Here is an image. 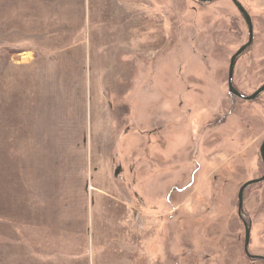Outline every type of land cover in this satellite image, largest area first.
<instances>
[{"label": "rangeland", "instance_id": "rangeland-1", "mask_svg": "<svg viewBox=\"0 0 264 264\" xmlns=\"http://www.w3.org/2000/svg\"><path fill=\"white\" fill-rule=\"evenodd\" d=\"M50 1L0 0L10 15L2 19L8 25L0 24V43L9 48L0 50V123L2 106L20 93L25 124L28 96L53 89L50 112L57 123H71L70 151L87 170L85 191H72L85 202L75 215L85 235L80 250L87 251L74 258L57 248L54 260L5 255L0 264H263L245 255L238 193L264 174V91L254 100L229 92L230 59L249 38L233 2ZM240 1L252 17L254 41L238 58L233 82L249 96L264 84V0ZM14 3L18 13L10 10ZM33 4L43 7L35 10L40 15L54 12L37 35ZM21 15L24 21L15 20ZM79 18L84 33L74 26ZM16 47L25 51L10 52ZM19 124L14 117L15 135ZM0 138L1 181L15 174L19 150L6 141L4 126ZM119 162L129 199L112 178ZM17 202L30 199L24 194ZM244 212L249 251L264 255V180L245 190ZM139 225L147 227L144 236Z\"/></svg>", "mask_w": 264, "mask_h": 264}, {"label": "crops", "instance_id": "crops-1", "mask_svg": "<svg viewBox=\"0 0 264 264\" xmlns=\"http://www.w3.org/2000/svg\"><path fill=\"white\" fill-rule=\"evenodd\" d=\"M47 2L52 4L50 0ZM17 5V3L12 4L10 10L18 13ZM37 7L35 4L31 6V14H35L32 32L36 35L40 29H43L41 31L43 32L48 28L52 20L50 15L54 13L48 9L46 13L40 15V11L35 10L43 7ZM8 16L10 15L0 8V24L8 25L7 22L2 21L3 18L9 20ZM15 20L24 21V17L21 15ZM22 26V24L19 27L15 25L18 28ZM1 49L9 48L0 43ZM23 51L25 49L22 48L21 51L12 53L18 54ZM30 51L26 50L27 53ZM50 60L56 63L57 60L59 61L55 58ZM85 76L86 79L83 80L84 73L81 71L79 82L83 80V85L87 83L86 73ZM46 82L54 84L55 78L48 75ZM40 83H45L44 78L40 80ZM81 89L83 92L84 88ZM20 90L23 89L20 87ZM52 92L53 89H49L42 93V96L38 92L34 97L28 96L29 110L25 124L23 122L24 112L21 111L25 105L23 93L13 99L14 104L8 103L9 105L2 106L1 114L4 119L0 126H4V137L7 142L16 141L19 150V157L14 167L15 174L0 181V195H3L2 191H12L8 199L4 198L2 201L0 198V212L5 214H0V258L2 260L5 255L11 256L15 261L25 258L54 260L57 248H60V253L82 258L87 251V246L84 253L80 250L85 235L78 227L75 215L77 207H81L85 202L82 195L73 196L72 194V191H85L87 170H82L81 156L70 151L71 123H66V125L61 122L57 123L55 116L50 112V107L54 104V98H51ZM41 100L44 102L42 103ZM80 106L81 99L77 106L78 109ZM60 107L64 108L65 103L62 102ZM9 109H15V111L9 112ZM14 117L16 121L18 117L20 118V124L15 128L16 133L19 132L17 135L11 132ZM0 145H5L2 138H0ZM13 146L14 144H9L8 147ZM40 182L43 183L39 184ZM24 194L28 195L30 202H17V197L23 198ZM99 204L98 211L102 214L103 203ZM132 225L135 229V225ZM138 228L144 236L147 227L139 225ZM127 233L128 238L133 237L129 232Z\"/></svg>", "mask_w": 264, "mask_h": 264}, {"label": "water", "instance_id": "water-1", "mask_svg": "<svg viewBox=\"0 0 264 264\" xmlns=\"http://www.w3.org/2000/svg\"><path fill=\"white\" fill-rule=\"evenodd\" d=\"M203 3H209L213 2L215 0H198ZM235 7L238 9L240 15L243 17L247 28H248V41L243 44L231 57L230 63H229V70H228V85H229V92L233 95H236L240 98H243L245 100H254L256 99L263 91H264V84H262L253 94L246 96L242 94L235 86L233 82V76H234V70L235 66L237 64L238 58L241 56L242 53H244L252 44L254 41V27H253V21L252 17L249 13V11L245 8V6L241 3L240 0H231ZM260 156L263 160L264 163V141L262 142L260 146ZM264 180V174L257 178V179H252L249 181H246L239 189L238 193V215L239 217H243L244 213V192L245 190L252 184L259 183ZM244 225H245V241H244V251L249 257H254V258H262L264 259V256L262 255H253L249 251V245H250V238H251V224L247 223L245 220Z\"/></svg>", "mask_w": 264, "mask_h": 264}, {"label": "flooded vegetation", "instance_id": "flooded-vegetation-1", "mask_svg": "<svg viewBox=\"0 0 264 264\" xmlns=\"http://www.w3.org/2000/svg\"><path fill=\"white\" fill-rule=\"evenodd\" d=\"M203 3V2H202ZM243 54V53H242ZM241 54V55H242ZM116 158H117V156L115 155L111 160H110V162H116ZM107 166L108 167H110L109 166V164H107ZM134 170H135V168H134V164L133 163H131V165H129V167H128V173L132 176V175H134ZM124 171H125V169H124V167H123V165H122V163L121 162H119L116 166H115V168H114V172H113V180H115L116 181V183H115V185H116V189L117 190H119V191H122V196L124 197V198H126V199H129V193L125 190V189H128L129 188V186H128V184H127V182H126V180H125V178L123 177V173H124ZM123 172V173H122ZM129 181L131 182L130 184H132L133 183V181H134V179H133V177H131L130 179H129ZM121 196V195H120ZM245 212L243 213V217H240L241 219H243V220H245ZM247 221V220H246ZM245 226V225H244ZM253 254V253H252ZM245 255L248 257V259L249 260H251V261H259V262H261V263H263L264 264V259H262V258H254V257H249L247 254H246V252H245ZM253 255H262V256H264L263 254H253Z\"/></svg>", "mask_w": 264, "mask_h": 264}, {"label": "trees", "instance_id": "trees-1", "mask_svg": "<svg viewBox=\"0 0 264 264\" xmlns=\"http://www.w3.org/2000/svg\"><path fill=\"white\" fill-rule=\"evenodd\" d=\"M52 3H54L53 1H51ZM63 5V4H62ZM76 28H78V29H80L81 31H82V33H84V30H85V28H83V26H82V19L81 18H79L78 19V22L76 21V24L74 25ZM79 34L81 35V33L79 32ZM72 35H74V34H72ZM18 51H21V49H12V50H10V52H18ZM104 213H100V215L102 216L101 217V220H102V218H103V215ZM100 220V221H101ZM103 221H104V219H103ZM126 234H127V232H126Z\"/></svg>", "mask_w": 264, "mask_h": 264}]
</instances>
